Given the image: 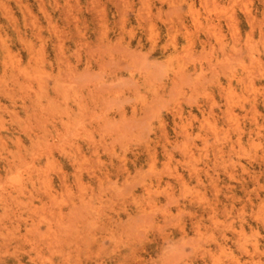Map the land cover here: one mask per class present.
<instances>
[{"label":"rangeland","instance_id":"rangeland-1","mask_svg":"<svg viewBox=\"0 0 264 264\" xmlns=\"http://www.w3.org/2000/svg\"><path fill=\"white\" fill-rule=\"evenodd\" d=\"M0 264H264V0H0Z\"/></svg>","mask_w":264,"mask_h":264},{"label":"bare ground","instance_id":"bare-ground-1","mask_svg":"<svg viewBox=\"0 0 264 264\" xmlns=\"http://www.w3.org/2000/svg\"><path fill=\"white\" fill-rule=\"evenodd\" d=\"M234 20V19H233ZM229 113V112H228Z\"/></svg>","mask_w":264,"mask_h":264}]
</instances>
